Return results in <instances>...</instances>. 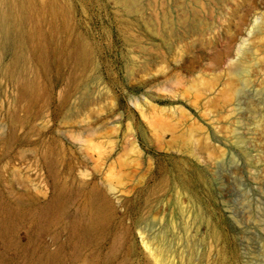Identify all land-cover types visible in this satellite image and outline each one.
<instances>
[{
	"label": "rangeland",
	"instance_id": "374dc122",
	"mask_svg": "<svg viewBox=\"0 0 264 264\" xmlns=\"http://www.w3.org/2000/svg\"><path fill=\"white\" fill-rule=\"evenodd\" d=\"M46 1L0 35V264H264V0Z\"/></svg>",
	"mask_w": 264,
	"mask_h": 264
},
{
	"label": "bare ground",
	"instance_id": "6f19581e",
	"mask_svg": "<svg viewBox=\"0 0 264 264\" xmlns=\"http://www.w3.org/2000/svg\"><path fill=\"white\" fill-rule=\"evenodd\" d=\"M124 1H125V4L129 7L134 3L135 0H124ZM42 3L44 6L48 5V4H45V3H47L46 0H42ZM30 11H31L30 0H0V35L8 34V33L12 32L13 29H17L19 25H23V24L28 23L31 19ZM156 20L158 21V18ZM27 62H28L27 53H22L20 56L21 71L19 74L20 76L18 75L20 85H23L26 83V80L23 76V73L29 69L27 67L28 66ZM231 75H234V74H231ZM249 75H250V65L248 63V65H246V67L243 69V71H240L237 73V76L235 78L236 83L240 82L245 87L247 85V82H250V81H248ZM234 77H235V75H234ZM187 89H189V91L195 92V93L198 92V90H199V89L197 90V88L195 87V84L189 86ZM252 113L254 115V118L257 120V118L259 116V111H257V109L256 110L253 109ZM256 115H258V116H256ZM163 250L165 251V249H162V251Z\"/></svg>",
	"mask_w": 264,
	"mask_h": 264
},
{
	"label": "water",
	"instance_id": "95a60500",
	"mask_svg": "<svg viewBox=\"0 0 264 264\" xmlns=\"http://www.w3.org/2000/svg\"><path fill=\"white\" fill-rule=\"evenodd\" d=\"M52 200H53V195H51L50 198H49L48 200H46V201H41L39 204H40V205H48V204H50V203L52 202Z\"/></svg>",
	"mask_w": 264,
	"mask_h": 264
}]
</instances>
